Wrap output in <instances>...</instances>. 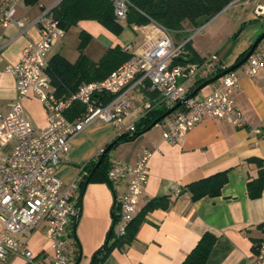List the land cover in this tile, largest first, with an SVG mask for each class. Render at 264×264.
Masks as SVG:
<instances>
[{"label":"crops","instance_id":"crops-1","mask_svg":"<svg viewBox=\"0 0 264 264\" xmlns=\"http://www.w3.org/2000/svg\"><path fill=\"white\" fill-rule=\"evenodd\" d=\"M60 1L39 0L33 6L22 2L15 17L25 21L23 34L14 25L0 26V112H7L16 98L15 80L4 72L5 67L16 64L23 48L39 39L38 26L33 22L49 14ZM120 23L124 30L115 36L95 21L78 22L53 44L48 61L57 54L74 64L79 56L77 46L81 32L91 36L84 54L92 62H98L108 48L116 45L139 52L144 35L151 31L150 25H142L144 28L140 29L141 26L126 27L124 22ZM193 29L184 23L182 34L194 53L200 59L213 56L217 61L214 72L198 75L195 83L214 77L218 69L234 65L264 32V17L255 18L249 5L243 4L225 8L190 37ZM237 71L239 84L233 92V101L246 120L244 127L236 128L224 121L205 118L179 142L168 144L162 139L165 119L134 141L122 143L109 152L111 161L130 166L145 153L150 154L148 179L138 214L154 198L169 195L171 204L167 210L147 213L134 241L110 251L101 264H182L206 233L214 236L215 243L205 264H251L254 247L264 233V188L255 199L248 196L246 189L247 182L258 176V167L250 160L257 158L264 162V68L251 78L242 75L240 68ZM219 84L220 80L203 88L196 96H208ZM153 98L145 91H131L128 100L132 109L125 123H136L143 117L145 105H152ZM21 105L36 128H46V114L36 98L29 95ZM116 137L114 127L101 123L78 134L68 154L60 160L57 177L61 183L66 186L78 181L81 169ZM219 172H226L227 181L218 197L191 201L188 193H179L181 188ZM123 189H117L116 195ZM113 205L114 193L106 183L93 182L86 186L75 229L78 245L75 244L73 254L77 257L80 249L78 264H89L106 241L112 226ZM21 240L26 241L38 258L50 259V243L43 227ZM1 264L24 262L7 258Z\"/></svg>","mask_w":264,"mask_h":264},{"label":"built area","instance_id":"built-area-1","mask_svg":"<svg viewBox=\"0 0 264 264\" xmlns=\"http://www.w3.org/2000/svg\"><path fill=\"white\" fill-rule=\"evenodd\" d=\"M21 3V0H0L1 27L14 25L21 34L25 32L24 19L15 17ZM243 4L249 5L255 18L264 17V0H233L226 8ZM113 8L115 18L124 22L128 1L113 0ZM33 24L38 26L39 39L29 42L19 61L4 69L15 80L16 98L7 112H0V264L7 258L22 259L24 264H74L65 239L79 216L78 181L64 186L57 177L60 160L68 154L72 140L99 123L114 127L117 137L133 133L135 123L124 121L132 109L128 94L133 90L154 96L153 104L145 105V111L136 109L142 114L153 107L171 108L183 102L167 118L163 129L162 139L168 144L179 142L205 118L242 128L246 120L233 101L239 76L237 70L231 71L208 96L184 101L196 77L202 73L212 74L217 61L210 56L198 64L172 66V60L181 56L184 42L175 43L167 30L150 21L151 31L144 35L141 50L133 52L127 47L132 54L128 61L102 81L83 84L68 96H57L44 70L53 44L65 31L49 14L41 15ZM263 68L264 41L240 69L242 75L251 78ZM178 77L184 78L180 84L176 83ZM29 95L36 98L45 111L47 126L44 129L36 128L24 113L21 102ZM104 96H109L107 102L102 100ZM73 103L84 110L70 120L67 112ZM149 156L145 153L133 166L110 161L106 180L114 193V239L125 235L138 214L148 179ZM120 187H124L123 192L116 195ZM42 227L50 243L48 260L38 258L26 241L21 240ZM251 264H264V233L255 247Z\"/></svg>","mask_w":264,"mask_h":264},{"label":"trees","instance_id":"trees-1","mask_svg":"<svg viewBox=\"0 0 264 264\" xmlns=\"http://www.w3.org/2000/svg\"><path fill=\"white\" fill-rule=\"evenodd\" d=\"M21 1L26 6H33L37 4L39 0ZM127 1L128 8L124 20L126 27L142 26L148 24L150 21L155 22L170 34H174L179 38L181 42L178 43L184 42L181 56L188 58L190 64H198L203 61V59H200L194 53L189 40H186L187 38L182 34L184 23L190 24L193 28L203 26L224 10L233 0ZM49 15L64 31H68L80 21H95L115 36H119L124 30V26L115 18L113 0H61L58 5L49 12ZM90 40L91 36L88 33H80L77 46L79 56L74 64L68 63L64 58L57 54L52 56L48 61V66L44 70V74L49 79L57 96H68L77 91L79 86L83 84L102 81L132 57V54L126 49L116 45L112 48H108L98 62H92L84 54V50ZM247 52L242 54L237 59L236 63L242 60ZM171 65L184 66L185 63L180 62L177 57L172 60ZM223 70L225 69H218L217 74L221 73ZM205 81L206 79L196 81L190 91L192 92ZM102 100L107 102L109 96H104ZM168 109L169 108L166 107L151 108L143 117L136 121L134 134L128 139L118 141L114 148L122 143L131 142L137 139L150 129L152 123ZM83 110L84 109L81 105L73 103L67 112V117L72 120L83 112ZM162 122L163 121L158 124ZM117 138L118 137H116V139ZM100 156L101 155L90 160L81 169L80 179L77 183L79 192L77 205L79 209L81 206V198L87 185L93 182H104L109 185L106 180V173L110 166V156L108 153L101 164L97 167L96 163ZM250 162L258 167V176L247 182L246 189L248 196L251 199H255L260 196L261 191L264 188V162L257 158L251 159ZM226 181V172H219L181 188L179 193H188L191 201H197L203 198H215L220 195ZM170 204L171 200L169 195L150 200L128 225L124 236L114 239L113 229L108 233L104 244L93 254L90 264H101L113 249H122L123 247L130 245L134 241L136 232L139 225L142 223L144 216L157 209L167 210ZM114 212L115 207L113 209V213ZM114 222L115 215L114 217L112 216V224H114ZM76 223L77 220L72 223L71 231L72 236L74 237V242L78 245L75 235ZM214 243V236L208 233L204 234L193 250L186 256L182 264H205ZM258 243H256V245ZM80 253V249H78L75 261L79 259Z\"/></svg>","mask_w":264,"mask_h":264},{"label":"water","instance_id":"water-1","mask_svg":"<svg viewBox=\"0 0 264 264\" xmlns=\"http://www.w3.org/2000/svg\"><path fill=\"white\" fill-rule=\"evenodd\" d=\"M264 40V32L258 37L256 38V40L253 42V44L251 45L250 49L248 50V52L246 53V55L242 58V60H240L238 63L232 65L231 67L223 70L221 73L215 75L214 77L206 80L205 82H203L202 84H200L198 87H196L186 98L184 101H187L193 97H195L198 92H200L203 88L212 85L213 83H215L216 81L220 80L223 76H225L227 73L237 70L239 69L243 64H245V62L248 60V58L252 55V53L254 52V50L256 49V47ZM178 60L180 62H183L185 64L190 63V60L183 57V56H179ZM184 80L183 77H178L176 79V83L180 84L182 81ZM183 102H178L177 104H175L174 106H172L171 108H169L164 114H162L158 119H156L152 125L150 126V128H152L153 126L157 125L159 122L167 119L173 112H175L178 108H180L182 106ZM133 133H127V134H123L121 136H119L116 140H114L113 142H111L108 146L105 147V149L103 150L99 160L96 163V166L98 167L101 162L103 161L104 157L114 148V146L116 145V143L120 140L123 139H128L130 138ZM113 209H114V205L112 208V212L110 213L113 217H114V213H113ZM113 229V224L111 226V230ZM110 230V231H111ZM80 259V258H79ZM79 259L76 261L75 264L79 263Z\"/></svg>","mask_w":264,"mask_h":264},{"label":"rangeland","instance_id":"rangeland-1","mask_svg":"<svg viewBox=\"0 0 264 264\" xmlns=\"http://www.w3.org/2000/svg\"><path fill=\"white\" fill-rule=\"evenodd\" d=\"M208 23V22H207ZM206 23V24H207ZM206 24H204L203 26H199L197 28H194L192 30V32H190L189 36L192 37L195 33H199L201 31V28L206 26ZM203 30V29H202ZM172 38L174 39V41L176 43L181 42L179 38H177L174 34H171ZM264 41V40H263ZM200 94V93H199ZM198 94V96H199ZM197 96V97H198ZM94 126V125H93ZM114 149H112L111 153L113 152ZM110 156V155H109ZM66 248L68 251V254L70 255V258H72V261L75 263V259L76 257L74 256V251H75V242H74V237L72 236V231H68L67 233V237H66ZM91 261V260H90ZM90 264V263H89Z\"/></svg>","mask_w":264,"mask_h":264}]
</instances>
